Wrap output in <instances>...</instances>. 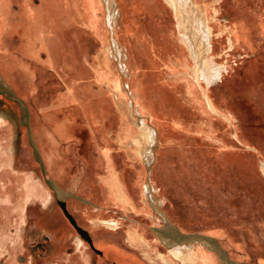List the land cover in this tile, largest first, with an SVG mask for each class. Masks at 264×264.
Instances as JSON below:
<instances>
[{"label": "rangeland", "instance_id": "1", "mask_svg": "<svg viewBox=\"0 0 264 264\" xmlns=\"http://www.w3.org/2000/svg\"><path fill=\"white\" fill-rule=\"evenodd\" d=\"M0 1L3 2L0 8L5 6L6 15L12 16L15 13L14 16L17 18L16 24L12 21L13 26L9 29V33L5 32L3 35L5 39L2 40L7 42L9 60L15 62L21 61L22 57L25 58L22 51L27 46L24 24L20 17L25 16L26 9L34 10L35 8L40 10L39 15H43L42 3L45 4V8L47 6L50 9V26L48 22L41 26L47 34L33 30L36 41L33 47L41 51L37 57L28 59L32 61V64L38 62L41 67H44L45 75L40 77L35 74L29 79L21 76L17 66L13 68V71L18 74L16 78L18 85L27 91V95L17 90L9 81L7 83L26 101L28 108L33 109L34 106V109L41 113L40 124L36 126V130L41 127L40 135L43 141L47 142L46 147H50L49 140L58 141L56 125L67 124L69 130L74 133L70 138L61 141V150L64 153L68 147L69 152L65 154H71L73 160L68 167L69 173L65 179H58L52 174L45 160L40 142L42 139L39 140V134L33 129L31 121L32 134L41 149L48 171L47 177L52 178L62 191L90 201L83 202L78 198L68 197L65 203L68 212L81 228L89 232L92 241L91 246L89 240L77 231L58 203L54 191L45 182L41 167L28 140L27 127L23 124L17 126L12 116V114L15 116L21 114L18 104L0 93V100L4 101L0 104V185L2 189V192L0 190V220L3 219L0 221V238L4 242L0 247V264H136L135 259L143 264H164L157 255L159 252L169 254L168 248L156 238L152 230L154 226H164V222L155 220L152 214L144 210V206L150 205L144 192L149 173L141 158V148L137 146L138 144L131 142L125 143V146H121L118 142L119 127L123 119L134 128V137L140 133L136 119L134 120L138 118L136 114L138 106L134 103L135 94L129 91L132 83L136 93L134 82L120 71V64L126 62L125 58L121 56L122 62L118 63L112 52L108 50L106 41H102L93 34L83 21L77 19L69 21L67 4H64L67 0ZM98 1L100 4V0ZM164 1L161 0V2ZM192 1L199 3L201 8L207 14L209 13V21L215 27L214 41L212 39L213 54L211 53L210 57L214 56V61L228 67L223 80L210 86L211 98L218 101L222 109L235 115V125L231 123L229 116L214 113V118L220 121L217 141L204 137L197 130L186 132L178 128L177 124L180 121L188 125L196 124L201 114L187 98L183 97L182 91L174 90L175 97L171 93L172 98L169 99V95L165 89L163 90L164 86L170 85L167 77L159 78V74L162 76V73L148 67L152 75L149 85L153 87L149 86L147 99L152 104L156 115L167 119L171 112L175 114L170 118V122L175 127L174 137L172 139L164 137L167 139L163 141L164 143L160 140L155 152L156 159L152 165L155 174L154 178L152 173V180L156 181L154 184L156 183L157 196L163 200V209L169 215L175 212L171 215L173 223L181 224L182 232H199L217 238L232 261L241 264H264V174L261 171L264 162V0ZM69 2L72 5L70 0ZM166 8L165 14H162V10L154 8L156 14L154 18L158 20V23L157 21L147 22L145 15L140 16L142 23L143 21L146 23L143 26L144 29L142 27L136 30L141 29L146 35L154 34L155 37V34L162 37V32L167 27L174 30V15L169 6ZM52 10L55 14L53 22ZM100 13L99 11L97 16H100ZM29 26H31L30 22L26 27ZM223 30L226 31L224 35H222ZM109 32L110 36L114 37L115 30L109 29ZM38 35H42V38L38 39ZM45 35L49 37L48 43ZM119 36L124 37L122 30ZM1 39L2 36H0V42ZM227 39L232 42V48L227 46ZM63 41H67L66 44H63ZM135 42L142 44L141 39L134 40V45ZM125 52L123 50V53ZM149 53L152 54L149 56L153 58L151 49ZM106 57L112 62L126 92H119L110 82L96 78V73L101 72L105 66L103 61ZM184 57L189 60L187 51ZM192 66L194 67V63ZM109 68H106L108 72L114 70L112 67L111 70ZM162 68L168 70L166 66L160 67V70ZM185 70L186 66L182 64L180 71ZM186 72L190 75L191 69ZM60 73L66 76L63 78ZM170 74L169 71L164 72L166 76ZM226 79H230L229 85L225 83ZM79 82L91 84V89H89L90 86L87 88L89 96L103 92L110 100L111 105L108 111L110 115L106 119L112 121L111 126L109 122L107 124L106 136L109 140L99 137L100 144H97L99 142L96 136L90 138L93 130H89L86 126L84 122L86 115L77 103L76 96L72 97L71 90H74V87L77 89ZM203 87L204 92L208 93L205 82ZM224 110H221L223 114H225ZM143 114L145 116L143 119L150 121L148 114L146 112ZM9 121L13 123L12 130H10ZM137 121L140 122V119ZM153 125L157 127L156 124L153 123ZM147 127L152 129L149 125ZM167 129H164V135L167 134ZM152 131L154 132L153 129ZM145 135L146 132L142 134L143 137ZM222 136H225L224 141ZM153 139L151 137V144ZM106 148L114 159L123 180L129 186L131 201L133 202L135 198L134 203L138 206V211L119 207L112 199L104 198L101 186H104L102 179L106 177L108 163L102 150ZM9 155L12 157L9 158ZM67 155L61 157V163L65 162L63 159L67 161L70 159ZM86 162L88 168H85ZM9 170L20 177L19 182L13 181L14 186L26 187V177L29 176L33 178V183L36 185H44L49 191V194H45L46 200L34 195L30 197L31 199L28 198L29 201L24 202L22 210L16 209L19 203L18 197L14 198L13 202L6 201L5 188L12 186L13 183L11 178L4 175ZM87 179L89 184L96 187L84 184ZM161 188L160 193L158 191ZM104 195L108 197V193ZM4 206H7L9 210L3 209ZM151 213L154 214L153 210ZM96 220L103 222V226L93 227V222ZM106 222L118 223V229L116 230V227L112 229ZM129 228L139 231L138 234H144L143 236L150 243V248L143 249L136 244V246L131 244L127 238ZM97 235L115 237L127 253L121 252L120 248L116 249L117 247L107 249L105 246L98 245ZM194 244L198 253L203 250L215 259L216 252L201 246L200 242H194ZM119 249L120 251L117 252ZM217 258L215 264H222L218 255ZM173 263L181 264L175 259ZM201 264L208 263L201 261Z\"/></svg>", "mask_w": 264, "mask_h": 264}, {"label": "crops", "instance_id": "2", "mask_svg": "<svg viewBox=\"0 0 264 264\" xmlns=\"http://www.w3.org/2000/svg\"><path fill=\"white\" fill-rule=\"evenodd\" d=\"M70 1H71L72 5H70L69 0L65 1V3H64L65 5L67 4V7L66 6L65 7L67 9V13L69 14V17H68L69 21L71 19H77L79 21H83L84 24L89 29H91L93 34H95L99 38L101 37L100 39L102 41H106L108 50L112 52L114 57L118 60V63H119V61H121V56L123 57V59L125 58L126 62L125 63L123 62L120 64V67H121L120 71H121V73H125L129 78L133 79L136 93L134 92V89H129V91L131 90V92H132V90H133L134 94H136L135 102L138 106V109L146 112L148 114V118H150L151 122L147 121L146 119L145 120H146V123L148 122L147 125H149L154 130L155 137L152 141V144L150 143V140H149V142H148V140L143 141L144 145L146 146V149H145L146 153L144 154V157L142 158V160L145 163V165L147 166V171L149 173V177H148L146 184L144 186L145 197L148 200V199H150L151 195H154V202L156 205L158 204L159 206L158 207L156 206L157 207L156 208L155 205L153 204L152 200H148V202L154 205L153 212L160 219V220L158 219L157 221L164 222L163 227L162 226L161 227L155 226V228H157L158 230L161 229V230H159L160 233H162V230H166L165 233L167 234L168 233L167 232L168 226L166 225V221H165V219H166L175 228L174 230L176 233L174 232V234L172 235L174 240H175L174 242H177V243L181 242V243H185V244H187V243L188 244H194V242H200L201 246L207 247L208 249H211L212 251L216 252L214 249V246H213L214 244H212L211 241L208 239H205V240H203V239L197 240L196 239V240H192L193 242L184 241L186 238L181 239V237H182L181 233H180V232H182L180 230L181 224L175 225L169 219V218H171V220L173 219L171 215H173V213H175V212H173V213H171V215H169L168 212H166L162 207V205H163L162 201L163 200L157 196L156 183L154 184V182H156V181L152 180V176H154V178H155V174H154L152 165L156 159V153L155 152L159 146L158 144L160 143V140L162 141V143H164L163 141H165V140L167 141V139H164V137H166V138L168 137L170 139H172V137H174L173 134L175 132L173 131V129H175V127L170 122V118L172 116H174L175 114H173L171 112V114H169V118H167V119H162L156 115L152 104H150V101L147 99L148 88H149V86L153 87V85H149V81H150L152 75H151V73H149L148 67L153 71H159V73H162V76L159 74V76H158L159 78L165 79L167 77V79L169 81L168 83H170V85H169L170 87L164 86L163 90L165 89V92H167V95H169V99L173 95V93H175L174 90L182 91L183 97L187 98L191 102V104H193L196 111L201 114L199 122H197L196 124L188 125L187 123L180 121V123L177 124L178 128L184 129L186 132H189L191 130H197L198 132L202 133L204 135V137H207L213 141L214 140L217 141L216 137L219 136L218 124L220 121L214 118V113L217 115H223V116L227 115L226 117L229 116L231 118V123L233 125H235L234 124L235 115L232 114V112H230V111H225L224 109H222L221 104H218L217 103L218 101L211 98L212 95H210L211 94L210 88H207L208 93H206V92H204L205 90H204L202 83H198L197 81H193L192 79H188L187 77H182V74H185L186 71L190 68V66H192L193 63L195 64V59L191 55V51H189L188 48H185V46H183L184 45L183 42L180 40L181 37H180V31H179V27H178L179 25L176 21V17H175V14H174L172 8L169 6V4L167 3L166 0L164 2L167 6H169L171 8L172 14L174 15V19H175V25L173 27L174 30L173 29L171 30V28H169V27H167L165 30H163L162 37L157 35V34H155L156 37L154 36V34L146 35L143 32V30H141V29L136 30V28H142L143 26H145L146 21H143V23H142V20L140 19V16H142V15L146 16L147 22H150V21L156 22L157 21V23H158V20L154 18L156 16L154 8L159 9V11L162 10V14L167 13V8H166L167 6L164 4V2H161V0H116V10H115L114 16H113V14H111V11L108 9V5H107L106 0H104V1L101 0L102 2L100 1V4L102 3L103 6H99L100 4H99L98 0H70ZM0 3H1L0 6H2L3 2L0 1ZM94 3H95V5H94ZM43 6H44V8H43ZM93 6L95 7L96 10L93 9L94 8ZM41 7H42L41 8L42 13L47 11V13L43 14L44 16L39 15L40 10L35 8L34 10L26 9V11H24L25 16L20 17L22 23L24 24L23 30H25V33H24V36L26 37L25 41H27L26 49L23 50L22 52L24 53V55H30L31 57H34V56L37 57V55H33V51L38 52L37 54H39V52L41 51L40 49L37 50L36 48L33 47L35 42H36L35 38H34L35 37L34 32L36 30H38V31L43 32L45 34L46 32L41 28V26H44V24L47 23L48 20H49L48 25L50 26V17H49L50 16V14H49L50 9L45 8L44 3L41 4ZM99 8H101V9L99 10ZM0 10H1V13H0V30H1L0 36H2V39L0 42V50H1L0 54H2L4 56L3 62L5 65L6 63L13 62V61L9 60L10 58L8 55V48L6 46L7 42L2 41L3 39H5V36L3 37V35L5 34V32H8L9 29H11V27L13 26L12 21H15V19H17V18H15V16H14L15 13H13L12 16L6 15L5 6L0 8ZM146 10H148V11H146ZM48 11H49V13H48ZM99 11L101 12V14L97 18V13H99ZM103 12H104V14H103ZM54 15H55L54 11L52 10V22L54 21ZM94 15H95V17H94ZM115 16L117 18H119V21H120L119 29L122 30V34L124 36L123 38H120L119 33H118V27L115 25V23H116V21H115L116 18L114 19ZM47 18H48V20H47ZM38 20H41V21L39 22ZM92 21H94V22H92ZM29 22L31 23V26L26 27ZM159 23H160V21H159ZM15 24H16V21H15ZM162 27H163V21H162ZM109 29L115 30L114 37L110 36ZM142 29H144V27ZM33 30H34V32H33ZM224 33H226L225 30L222 31V35H224ZM37 37H38V39H40V38H42V35H38ZM45 38H46V41L49 39V37L46 35H45ZM140 39H141L142 44L141 45L136 44V42H135V45H139L138 47L135 46L134 40L136 41V40H140ZM213 41H214V39H213ZM66 42L67 41H65V42L63 41V44L64 43L66 44ZM227 42H228L227 44L229 45L230 41L228 39H227ZM47 43H48V41H47ZM39 45L42 46L41 43H39ZM28 46H29V48H28ZM148 48L152 50V52L154 54L153 58H151L149 56L151 53L148 54V51H149ZM123 50H125L126 52L123 53ZM186 51L188 53L189 60H186L184 57V53H186ZM147 56H148V58H147ZM108 59L109 58L106 57V60L103 61L105 66L101 72L96 73V78L99 80H106V81L112 83L111 84L112 86H115L117 88V83L115 81V78L113 77L114 76L113 73L114 74H117V73H116V70L113 68L112 62ZM128 59H130L129 62L127 61ZM19 62H21V61H19ZM19 62L17 61V63H19ZM188 63H190V65H188ZM182 64L186 66V70L183 72L180 71V66ZM162 66L163 67L166 66L168 70H166L164 68H162L160 70V67H162ZM107 67H110L109 68L110 70L112 67V69H114V70H111L108 72L106 69ZM18 68H19V71L22 72L21 76H25V72L23 71L24 66L18 64ZM168 71L171 72V74L168 76L164 75V72H168ZM0 72L2 75H5L4 70L1 67V63H0ZM103 74H105L107 77ZM60 75L63 78L66 76L64 73L63 74L60 73ZM68 75H70V74H68ZM70 76H72V75H70ZM223 78H224V75H223ZM223 78H221V81L223 80ZM3 81L4 80L2 79V81H0V84ZM229 81H230V79H226L225 83L228 84ZM4 82L7 83L6 81H4ZM7 85L10 86V84H8V83H7ZM131 85H132V83L130 84V86ZM89 86H90L89 89H91V87H92L91 84L89 85V84H87V82H79L77 84V89L74 87V90H71V92L74 93V94L72 93V97H73V95L76 96L77 103H79L80 107L82 108L83 113L86 115V118H84V122H85V124L89 130H93V132L90 131L91 132L90 138L92 139L94 136H96V138H98V142H99V137H101V139L105 138V139L109 140L108 137L106 136L107 127H108L107 124L109 122V125L111 126L110 123H112V121H110V119H108V120H106V119H107L108 115H110V113H108L109 106L111 105L110 100L104 95L103 92H101V94H94V95L91 94L92 96H89L88 95L89 93L87 92V88ZM12 89L15 92L14 88H12ZM171 93H172V95H171ZM25 95H27V91L25 92ZM208 100L212 101L213 103L215 102L214 104H216L218 107L215 105L216 109H213V110L210 109V106L208 104ZM18 108L20 109L19 105H18ZM217 110H219V111H217ZM221 110H224L225 114H223ZM93 111H94V113H93ZM143 111H142V113H144ZM30 115H31V113H30ZM45 115H47V114H45ZM16 117H19L18 114L16 115ZM152 122L154 124H156L157 127H155ZM150 123H151V125H150ZM39 124H40V120L38 122V125ZM162 127H163V131H162ZM167 127H169V128L167 129ZM63 129L69 130V126L67 128L63 127ZM164 129L168 130L166 135H164V133H163ZM237 129H238V126L235 129L236 135H237ZM158 132H159V134H158ZM134 133H135L134 128L129 123L124 122V119H123V123L119 127V133H118L119 144L121 146H125V143H128V142H131L132 144L133 143L136 144L135 141L140 136V133H139V136L136 135L135 137L133 136ZM160 135H161V137H160ZM133 137H134V139H133ZM222 138L224 141L225 136H222ZM58 141H60V144H61V138L60 137L58 138ZM97 144H100V142ZM137 146L139 147V145H137ZM67 148L64 150V153H63V151L61 150V147H60V154L62 155V157H63V155H67L65 153L69 152V149H67ZM151 149H152V151H151ZM102 152L106 156L107 163H108V171H107L106 177L102 179L104 182V186H101L102 190L104 191L103 192L104 198L112 199L113 201H115V204L119 207L122 206L126 209L131 208V209H134L135 211H138V206L134 203L135 198L133 199V202H132L131 201L132 198H131L130 193L128 191V190H130L129 186H127V184L125 183L126 181L123 180V177H122L121 173L119 172V169L116 168L115 161L111 157V154H110L108 148L102 150ZM140 154H141V150H140ZM67 158H70L73 160V156L71 154L70 155L68 154ZM63 160L65 162H68L65 159H63ZM263 166H264V162L262 163V168H263ZM85 168H88L87 162L85 163ZM262 168H261V171L264 174V171L262 170ZM152 173H153V175H152ZM84 184L88 185L89 179L85 180ZM90 185H93V184H90ZM92 187H94V185ZM118 188L121 189L120 194L118 193V191L116 192V189H118ZM124 188L127 190H125ZM105 190H106V192H105ZM149 190L150 191L152 190V191L150 192ZM158 192L161 193L162 188ZM67 193H70V192H67ZM104 193H106V194L108 193V195H107L108 197H106L104 195ZM144 210L147 211L150 215L152 214V217H155V215L153 213L149 212V210H147L146 208H144ZM162 218H164V219H162ZM95 226H99V225L96 224ZM117 227H118V225H117ZM130 230L133 232H139V231L132 230V228H129V231ZM182 233H184V232H182ZM155 234H156V238L158 240H160V242L162 243V241L159 237V236H161V234L159 235L157 232H155ZM215 257H217V253H215ZM228 257H229V259H231L230 256H228Z\"/></svg>", "mask_w": 264, "mask_h": 264}, {"label": "bare ground", "instance_id": "3", "mask_svg": "<svg viewBox=\"0 0 264 264\" xmlns=\"http://www.w3.org/2000/svg\"><path fill=\"white\" fill-rule=\"evenodd\" d=\"M106 2H107V5H108V9L111 11V14H113V16H114V13H115V10H116V0H106ZM167 3L172 8V10H173V12L175 14V17H176V21H177V23L179 25L178 27H179V31H180V37H181L180 40L183 42L185 48H188L189 51H191V55L195 59L194 67L193 66H190V68H189V70L191 69V74L189 75L186 72L185 74H182V77H187L188 79L191 78L193 81L196 80L198 83H202V84L205 82L207 84V87L210 88L211 85L217 84L221 80V78H223L224 73L225 72H228V67L225 64L217 63L216 61H214V58H213L214 56L213 57H210L211 53L213 54V44L214 43H213L212 39H213V36H214L213 34H214L215 27L212 26L211 23H210V21H209V18H208V14L209 13L207 14V12H205V10L201 8V6L199 5V3L194 2L192 0H167ZM94 5H95V3H94ZM101 6H103L102 3H101ZM43 8H44V6H43ZM93 9H95V7ZM217 11L218 10L216 9V12ZM0 13H1V10H0ZM44 13H47V11L44 12ZM48 13H49V11H48ZM103 14H104V12H103ZM94 17H95V15H94ZM97 18H98V16H97ZM114 19L116 21L115 25L118 27V33H119V31H120V29H119V25H120L119 18H117L115 16ZM47 20H48V18H47ZM48 22H49V20H48ZM92 22H94V21H92ZM227 46H229L230 48H232L231 47L232 46V42L230 41L229 45H227ZM28 48H29V46H28ZM37 53L38 52L33 51V55H37ZM24 56H25L26 59L22 57L21 62H19V63H17V62L14 63V61H13V62L6 63L4 65V62H3L4 56L2 54H0L1 67L3 68L4 73H5V75H2L1 72H0V81H2V79L4 81H6V82L9 81L10 83H12L14 85V87L17 90H19L23 94H25L26 91H24L21 88V86L18 85V82H17V79H16L17 76H18V74H16V71H13V68L16 67V66L18 67V64L23 65L24 66L23 71L25 72V77H28V78L29 77L30 78H33L35 76V74H37V75H39L41 77L44 74L43 71L46 70L44 67H41L38 64V62L32 64V61L30 60L31 61V63H30V61L28 60L31 57L30 55H24ZM39 70H40V72H39ZM17 71L20 72V74H22V72L19 71V68L17 69ZM103 75H105V74H103ZM113 75H114L113 77L115 78V81L117 83V91H119V92H121V91L122 92H126L123 89V87H122V85L120 83L121 82V78L117 74H114L113 73ZM4 81L2 83H4V84L7 85V83H5ZM7 86H9V85H7ZM128 89H129V87H128ZM131 89H133L132 85H131ZM135 96H136V94H135ZM134 103H136V102H134ZM208 104L210 106V109H212V110L213 109H216L215 108V104L212 101L208 100ZM34 108H35L34 106H33V109L29 108V111L31 113V119H32V120L30 119V123L32 121L33 129L36 130V126L38 125V122L41 119V113L40 112L38 113L37 110L34 109ZM42 110H44V109H42ZM217 111H219V110H217ZM136 114H137L138 118H134V120L136 119L135 122L138 124L139 130H140V137H138L136 139L135 143L138 144L140 148H142L141 149V158H143L144 157V154L146 153V150H145L146 149V146L144 145V142L143 141L147 139L148 142H149V140L151 139V137L154 138L155 135H154V132L152 131V129H149L147 127L148 126L147 125L148 122L146 123V120L143 119L144 118V115H143L142 111L140 109H138V111H137ZM18 116H20V115L18 114ZM139 119H140V122L137 121ZM9 124H10V126H9L10 127V130H12V127H11L13 125L12 121H9ZM150 125H151V123H150ZM63 127L64 128H67L68 125L67 124H64V123H61V124L56 125V127H55L56 133L61 138V141L62 140L65 141L66 139H68V138H70L71 136L74 135V133L71 132L72 130H64ZM37 132L39 134V136H38L39 137V140L42 139L40 142H41V146L43 148V154H44L45 160L47 161V164H48V166H49L52 174L55 177H57L58 179H65V177L69 173L68 167L70 165L69 163L72 162V159H69L68 162L61 163L60 160H61L62 155L60 154V147H61L60 146V143H59L60 141L58 142L55 139L49 140L50 147L48 148V147L45 146V144L47 142L43 141V137L40 135V134H42L41 127H40V129L37 128ZM145 132H146V135H145V137H143L142 134H144ZM158 134H159V132H158ZM151 151H152V149H151ZM12 154H14V153H12ZM10 157H12V156L9 155V158ZM42 158H43V156H42ZM43 161H44V158H43ZM262 170L264 171V166H263ZM4 175H5V177L11 178V181L12 182L13 181L19 182V180H20L19 175L14 174L11 170H9L8 173H4ZM26 179H27V182L25 184L26 187H21L20 185L14 186L15 183L13 182L11 184L12 186H10V187L9 186L8 187L6 186L5 192L3 191L4 193L7 194L6 195V198H5L6 201H9V202L12 201L13 202L14 198H17L18 197V199H19L18 202L19 203H18V205H16V209H18V210H22V206H23L24 202L29 201L28 198H30V197L32 198V197H34V195H38L40 198L42 197L43 199H45V197H47L46 195L49 194L48 189L44 185L38 186L35 183H33V180H32L33 178L32 177L29 176V177H26ZM56 185L58 186L57 183H56ZM88 185H90V184H88ZM91 186H93V185H91ZM58 189L60 190L59 195H61L65 200H66V198H68V197H74V195H75V194H72V193H67L65 191H62L59 187H58ZM0 190L2 192L1 185H0ZM125 190H127V189H125ZM117 191H118L119 194L121 193V189L120 188L116 189V192ZM148 200H152V202L155 205V207L156 206L157 207L159 206L158 204L156 205L155 202H154V195H151L150 196V199H148ZM153 204L150 203V205H149V206H151L152 209L149 206H147V205L144 208H146L147 210H149V212H151V210H153V207H154ZM3 209L9 210V208L7 206H4ZM6 216H7V214H6ZM154 218H155V220H158L159 219L156 215H155ZM162 219H164V218H162ZM169 219H170L171 222H173V220H171V218H169ZM2 220H0V221H2ZM165 221H166V225L168 226V230H167L168 233L167 234L165 233L166 230H162V233H160L159 230H161V229H159V230L157 229V231H155L159 235L161 234V236H159V237H160L162 243L165 246H167L168 251H169L168 252L169 254H164L162 252H159L158 255H157L158 258L161 259V261L164 264H174L173 263V260L174 259L177 260L178 262H180L181 264H201V261L206 262L208 264H215V261H217L218 258L215 257V259H214L211 255L208 256L206 254V252H204L203 250L200 251L201 253H198L197 252L198 250H196V248H194L195 247V244H188V243L185 244V243H181V242L176 243V242L172 241V240H174V238L172 237V235L175 232V230H174L175 228L172 225H170V222L169 221H167L166 219H165ZM102 223L96 220V221L93 222V225L94 226L93 225L92 226L95 227V228L96 227H100V226H103ZM40 224L41 223H39V225ZM96 224H98L99 226H95ZM106 224L108 226H111L112 229L115 228V227H116L115 228L116 230L118 229L117 228L118 223H116V222H106ZM66 226H68V225H66ZM87 234H88L89 239H91V236H90V234H89L88 231H87ZM83 237L86 238L84 235H83ZM127 238L129 239L130 243L133 244L134 246L137 245V247H142L143 249L144 248H150V243L146 240V237L145 236L141 235V233L138 234V232H133V231L130 230ZM214 238L215 237H212L211 240L210 239H208V240H210L211 243L214 244L213 245L214 246V249H215L217 255L219 256L220 260L222 261V264H225V263L226 264H241V263H238V262H235V261H232L231 259H229V257H228L229 255H227L228 252L221 246V244L219 243L218 239L215 238L216 239L215 240ZM181 239H185V237L182 236ZM96 241H97L98 245L105 246L107 249H113V248H116L117 247L116 249L120 248L121 249V252L124 251V248L121 247V245L118 242V239H116L115 237L108 236V235H104V236L101 235V237L98 236L96 238ZM184 241L193 242L192 240H188V239H185ZM3 243H4L3 242V239L1 240V238H0V247L2 246ZM219 247L222 248V250L221 249L220 250H217L216 249V248H219ZM120 249L117 250V252L120 251ZM124 252L127 253L126 251H124ZM77 255L79 257H82L80 254H77ZM126 256H125V258H126ZM75 258L77 259V256H75ZM132 259H134V258H132ZM208 259H210V260H208ZM15 263H16V261H15ZM134 263H136V264H143V262H141L140 260H136V259H135Z\"/></svg>", "mask_w": 264, "mask_h": 264}, {"label": "water", "instance_id": "4", "mask_svg": "<svg viewBox=\"0 0 264 264\" xmlns=\"http://www.w3.org/2000/svg\"><path fill=\"white\" fill-rule=\"evenodd\" d=\"M0 93H2L6 98L15 101L19 106H20V110H21V115L19 117H16L15 114H12V116L14 117L15 121H16V125H20L23 124L27 127V131H28V140L30 142V145L33 148V152L35 155V158L37 160V162L39 163L40 167H41V171L42 174L44 176L45 182L50 186V188H52V190L54 191L55 197L58 201V203L60 204V206L62 207L64 213L66 214V216L69 218V220L72 222V224L75 226V228L77 229V231L81 234L84 235L90 242L91 246H92V241L91 239H89L87 231L84 230L83 228H81L77 223L76 220L73 218V216L68 212L67 208H66V203H65V199L59 195L60 190L58 189V186L56 185V182L50 178L47 177V169H46V165L43 161L41 152H40V148L36 142V140L33 137L32 134V127H31V123H30V111L28 108V105L26 103V101L24 99H22L19 95H17L13 89L9 86H7L4 83L0 84ZM4 103V101L0 100V104ZM75 198H78L79 200L83 201V202H89L87 199H84L80 196H76L74 195ZM152 230L155 232L157 230V228L152 227ZM181 233V236H184L186 239L188 240H200V239H210L212 238V236H208L205 235L203 233H199V232H195V233ZM215 239V238H214ZM216 240V239H215ZM217 250H222V248H216ZM224 250V249H223Z\"/></svg>", "mask_w": 264, "mask_h": 264}]
</instances>
